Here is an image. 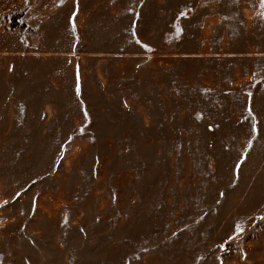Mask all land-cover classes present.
<instances>
[{
	"label": "rangeland",
	"instance_id": "rangeland-1",
	"mask_svg": "<svg viewBox=\"0 0 264 264\" xmlns=\"http://www.w3.org/2000/svg\"><path fill=\"white\" fill-rule=\"evenodd\" d=\"M0 264H264V0H0Z\"/></svg>",
	"mask_w": 264,
	"mask_h": 264
},
{
	"label": "water",
	"instance_id": "water-1",
	"mask_svg": "<svg viewBox=\"0 0 264 264\" xmlns=\"http://www.w3.org/2000/svg\"><path fill=\"white\" fill-rule=\"evenodd\" d=\"M226 253H227V250H225V251H223V252H221V253L219 254L220 261L223 260V256H224Z\"/></svg>",
	"mask_w": 264,
	"mask_h": 264
},
{
	"label": "bare ground",
	"instance_id": "bare-ground-1",
	"mask_svg": "<svg viewBox=\"0 0 264 264\" xmlns=\"http://www.w3.org/2000/svg\"><path fill=\"white\" fill-rule=\"evenodd\" d=\"M250 12L246 9L245 17L247 18L249 16Z\"/></svg>",
	"mask_w": 264,
	"mask_h": 264
},
{
	"label": "snow or ice",
	"instance_id": "snow-or-ice-1",
	"mask_svg": "<svg viewBox=\"0 0 264 264\" xmlns=\"http://www.w3.org/2000/svg\"><path fill=\"white\" fill-rule=\"evenodd\" d=\"M19 195V194H18Z\"/></svg>",
	"mask_w": 264,
	"mask_h": 264
}]
</instances>
